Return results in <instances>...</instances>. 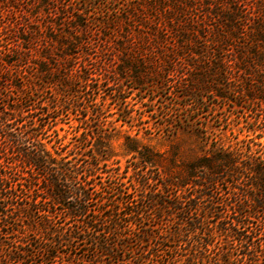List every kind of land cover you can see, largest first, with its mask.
<instances>
[{
	"label": "trees",
	"instance_id": "obj_1",
	"mask_svg": "<svg viewBox=\"0 0 264 264\" xmlns=\"http://www.w3.org/2000/svg\"><path fill=\"white\" fill-rule=\"evenodd\" d=\"M120 1L36 0L40 19L14 31L16 22L0 24V264L118 263L126 252L140 264H264L262 141L214 139L177 165L125 136V154L155 171L130 190L120 180L96 187L92 159L109 156L99 132L78 135L95 138L84 170L66 160L74 148L42 137L48 89L52 110L63 101L80 112L89 101L95 109L84 120L99 123L96 107L118 109L128 89L168 86L181 109L199 110L208 95L246 109V129L264 137V0ZM196 118L168 124L200 137ZM73 249L84 253L71 259Z\"/></svg>",
	"mask_w": 264,
	"mask_h": 264
},
{
	"label": "rangeland",
	"instance_id": "obj_2",
	"mask_svg": "<svg viewBox=\"0 0 264 264\" xmlns=\"http://www.w3.org/2000/svg\"><path fill=\"white\" fill-rule=\"evenodd\" d=\"M72 1L78 2V0ZM34 2L36 0H0V24L10 26L16 22V28H10L11 31H14L21 27L20 25L25 22L24 18H28V16L31 20L37 21L40 17L36 15L40 14V12L42 14L43 10L42 7H32ZM50 6L48 5V8ZM109 79H112V77H109ZM124 86L129 87L132 84L130 81H125ZM106 87L107 94L115 89V86L108 87L107 85ZM171 90V86L155 92H152L150 87H147L146 90L143 89V91L128 89L124 93L126 96L125 102L118 109V106L110 100L107 101H110V104H103L102 109L100 108L101 106L96 107L104 113V117L100 119L101 122L97 123L95 120H84L85 115L90 116L88 111L95 109L89 101L83 104L87 110L82 108L79 109L80 112L77 110L66 111L65 107H67V104L63 103V101L60 102L63 106L62 109L52 110L51 106L56 104L57 95H55L54 91L48 89L46 96H48V101L50 102L48 115L51 118H48V132L42 131V137L47 135L49 141V139L58 136L63 143L74 148V151H72L73 155L66 158V160H69L70 164L78 163L80 169L84 170L88 162L87 159H90V156L94 153L93 150H89V145L93 143L95 138L91 140V136L94 135L93 132H89L87 135L81 134L79 137L78 135L85 130L99 132L98 134L101 137L97 138V140L104 145L101 148V153L106 155L108 152L109 156L107 159H92L93 163H97V168L94 170L96 177L93 179L94 183H97L96 187L100 185L99 183L106 187L110 182L120 180L124 183V187L130 190H134L136 180L140 175L145 172L148 176H155V171H147L148 168L139 163L136 158L125 154L123 150L125 136L138 140L140 144L162 153L163 158L168 159L171 157L172 160L176 161L177 165L183 159H191L193 153L199 154L207 151L210 148L211 141L214 139L231 146L251 144L247 141L249 138H252L253 141H262L264 143V137L255 139L257 132L253 133L246 129L247 125H252L250 121L253 120V114L247 112L246 109L224 106L223 101L214 99L212 95H208L206 100H202L198 104L199 110H194L192 107L181 109L176 105L178 100L171 93ZM43 96L44 93L41 94L39 92V97L43 99ZM62 98L61 100H63ZM213 101L216 106H214ZM181 103H184V101H181ZM127 113H130V118H124ZM180 116L183 119L197 117L192 125L198 129L200 137H191L185 132L169 126L168 123H174L176 127L181 124L174 122ZM85 138L87 140L84 141L85 144H82L83 148H81L79 140L81 141V139ZM174 148H177L178 151H172ZM48 149H51L49 143ZM192 150L194 152L191 153ZM78 153H84V155H79ZM174 153L177 155H174ZM59 212L62 211L59 210ZM167 218L165 217V219ZM150 219L151 223L159 221L152 214ZM83 253L82 249H73L71 251V259L81 257ZM167 253L170 254L169 252ZM85 255L91 256V252L85 253ZM96 260L94 264H140L136 252H126L124 260L118 263L110 262L108 259L102 261L100 258H96Z\"/></svg>",
	"mask_w": 264,
	"mask_h": 264
}]
</instances>
